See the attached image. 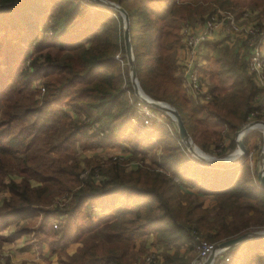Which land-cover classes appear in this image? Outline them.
I'll return each mask as SVG.
<instances>
[{"label":"trees","instance_id":"trees-1","mask_svg":"<svg viewBox=\"0 0 264 264\" xmlns=\"http://www.w3.org/2000/svg\"><path fill=\"white\" fill-rule=\"evenodd\" d=\"M110 1L128 15L140 88L176 108L202 151L221 157L236 146L230 137L224 147L223 130L234 134L251 116L264 121V85L247 70L246 42L264 37V23L251 25L254 35L244 33V52H234L228 65L222 67L215 59L217 68L201 69L203 80L212 82L203 105L181 97L176 60L183 24L200 22L218 10L235 13L234 19L244 12L264 14V0ZM104 9L93 12L76 0H0V58L10 66L8 74L0 73V230L15 225L8 235L14 239L28 232L20 221L38 218L33 226L36 240L51 253L82 243L77 256L61 264H138V257L127 261L126 252L138 245L136 252L143 256L147 234L153 235L151 246L174 248L155 263L190 264V252L200 240L216 244L250 230L252 224L262 229L264 189L245 160L231 165L192 161L174 124L172 133L159 126L140 133L132 125L135 95L120 21L113 10ZM40 26L53 33L36 43L32 59L21 66L23 57L16 58L13 48L21 47L19 54H24ZM37 79L44 88L41 96L39 86L32 87ZM233 90L238 91L227 100ZM197 112L203 116L195 119ZM255 136H245L248 154L262 142L259 137L252 145ZM77 137L81 150L129 143L140 161L130 167V161L110 157L83 169L67 144ZM38 140L45 144L37 160L31 150ZM90 204L100 210L95 223L86 213ZM117 218H126L123 227L117 228ZM53 221H59L57 229ZM87 235L95 239L82 242ZM181 246L190 255L181 254ZM230 250L231 259L223 264H264V238Z\"/></svg>","mask_w":264,"mask_h":264},{"label":"rangeland","instance_id":"rangeland-1","mask_svg":"<svg viewBox=\"0 0 264 264\" xmlns=\"http://www.w3.org/2000/svg\"><path fill=\"white\" fill-rule=\"evenodd\" d=\"M83 7H84V5H83ZM52 11H53L52 13H54V14L56 13L55 9H53ZM113 14H114L115 18L119 19V21H120L119 22V28H120L119 32L121 34V40L123 42V37H122V35H123V25H124L123 16L121 14H119L118 12H116V11H114ZM215 14L219 17V19L222 21V23H224L225 21H228L226 16L230 15V16L234 17V15H235V13H231L230 11H227V10H218ZM240 18H241L240 22H236V24L239 26V31H237V33H240V31H242V29L244 30L242 25L251 26L252 24H254L256 22L264 23V14H260V12L259 13L254 12V13H251L250 15L247 14V16H245V13H243L242 16H240ZM189 22H190L189 25H191L192 21H189ZM197 23H199V22H197ZM37 30L38 31L35 34L34 39L32 40L31 44L27 47V49L25 50L24 54H19V52L21 51V47L15 46L13 48V49H16V53H17L16 54V58H22L23 57V61L21 63V66H23L24 64L26 65L28 63V61H30V58L32 59V54H33V51H34V49L36 47V43H38L44 37L51 36L52 33H53L52 30H49V29H45L47 31L44 32V30H43V28L41 26ZM180 33H181V31H180ZM259 45L261 47V51L264 53V37L260 39ZM222 47L223 46H221V48L218 49V51L216 53H212L211 55L207 52L206 55L210 59H208L209 61L207 60L206 64H207V67H209L210 69H215V68L218 67L217 65L214 64V60L216 59V57L218 58V56H221L223 54L222 53ZM142 48H143V46H142ZM225 55L226 54H223V56H225ZM118 57H120V56H116V58H118ZM3 61H4V59L0 58V73L2 74V76L8 74V69L10 67V66H7L6 64H3L4 63ZM120 64H121V67H123V68L125 67V64H123L122 62ZM126 64H127V62H126ZM177 64L180 65L179 63H177ZM127 71L129 72L128 66H127ZM128 77H129V73H128ZM129 80H130V78H129ZM262 81H264V79ZM41 83H42V81L40 79L39 80L37 79V80L32 82V87H38V86L41 85ZM211 83L212 82L208 81V80H207V82L204 81V84L206 86V90L209 89L208 87L210 86ZM10 85L11 84L9 82L8 85H7V91L8 92H9L10 87H11ZM239 87L240 86H238V88ZM236 91H238V90H233V91H230L229 93H227L226 96H225L226 99L229 98L230 95L232 93L236 92ZM39 92H40V90H39ZM40 93H39V95L41 96ZM181 97H184L187 101H191V102L194 100L193 98H191L188 95H186L184 92L181 93ZM152 99H155V98H152ZM227 100H229V99H227ZM163 102H165V101H163ZM198 102L200 104H202V105L204 104L203 102H200V101H198ZM172 107L175 108L174 106H172ZM64 109L69 111V112H71L70 108H64ZM188 109H190V108H188ZM159 112H160L161 118L163 120V123L155 124V125H153L151 127L139 126L138 123H134V122H132V120H131V123L140 133H143V131L144 132L145 131H150V130H152L153 128H155L157 126H159L162 129H167L169 132L172 133V131L174 130L173 129V124H174L173 120L166 113L161 112V111H159ZM201 116H203V113L202 112H197V114L195 115L194 118L197 119V118H199ZM255 120L256 119H253V116H251V118L248 120L247 123L253 122ZM260 121H262V120H260ZM253 132L256 133V136L252 139V145L253 144L257 145L258 144L259 137L262 138V142L260 144H258L259 147L257 149H254L255 147H252V150L249 152L247 158L245 159V163H246L250 173L252 174V173L256 172L255 173L256 174L255 178H258V173H259V171L262 168L263 163H264V138H263L264 137L263 136L264 132H263V129L261 127H258V126H255L254 129L250 133H253ZM230 137L234 138V134L228 133L227 130H223V135H222L221 140H222V142L224 144V147H227V145L229 144ZM154 139L152 138V140H150V141H154ZM234 141H235V138H234ZM44 144L45 143L42 140L35 141L34 144H33L31 152L36 157L37 160L40 158V155L43 153ZM67 144H71L72 149H73L74 154H75L74 157L77 160V162L80 165V167H82L83 169H87L89 166H94V165H96L95 163H97V164L105 163L106 159H108L110 157L113 158V160H115L117 157H119L118 156L119 154H115V153L120 152V151H118V149H116L117 146L118 147H122L123 145H125L124 147L126 149L125 150L126 153H125V155L123 157H120L121 160L130 161V163H129L130 167L135 166L134 164H136L137 162L140 161L139 160L140 159L139 158L140 157L139 154L137 155V154L133 153L132 148H131L129 143L122 142L121 144H116V146H113V147L90 148V149L81 150L82 149V147H81L82 139L80 137L79 138L77 137V138H74V139L68 141ZM197 148L202 153L200 151H198V154H194L193 155L190 152L188 153L187 150L184 149V151L187 153L188 159H190L192 161L199 162V160L196 157L198 155L199 156H203L202 154H205V155L211 156V157H217V156H215V153H213V152H211V153L210 152H204L199 147H197ZM157 151H158V149L156 150V152ZM214 151H215V149H214ZM237 153H238V151H237L236 146H235L234 149L232 148V149L229 150V152H227V153L225 152V155H223V156H227L228 155V157L233 159L234 156L237 155ZM15 177L17 178V176H12V178H14V179H15ZM32 183H34V182H32ZM182 191L184 192V188H182ZM186 191L191 193V191H193V190L186 187ZM0 197H2V196L0 195ZM86 213H89V214L91 213L94 216L95 219L91 220L93 223H95L97 221L96 219L100 218V210H99V208L97 206H94L93 204H90L88 206V209L86 210ZM253 215H254V218H255L258 214L254 213ZM126 217H129V216H126ZM37 219L36 218L34 220L33 219H28V218L24 219V220L20 221L21 222L20 223V227L28 226V227H30L29 229H32L33 226L36 227L37 221H38ZM125 219L126 218H117V220H118L117 228L118 227L121 228V227L124 226ZM53 224H56V226H57L56 229L59 227V221H53ZM252 225H251V229L248 230V231L264 230V224H263V228L262 229H259V227L256 228L255 225H253V226ZM14 229H15V225L9 224L4 229L0 230V256L1 255H5V253H10V251L15 250L13 248L14 245L12 244V241H11L13 239H9V237H8V235L12 231H14ZM114 229H116V228H114ZM27 239H28V237L25 236V238H22L19 242L20 243H23V242L26 243L24 240H27ZM94 239L95 238L90 237V235H87L85 237V240L82 241V242H85V241L91 242V240H94ZM143 239L146 240L145 241V247L147 248V250H146L145 254L143 256H139L137 254V252H136V250L138 248V245H136L135 250L134 249H131V250L128 249L127 250L126 258H125L127 261L130 260L134 256V257H138V264H158L159 262H157V263H155V262L156 261H160V259H161L162 255L164 254V252L170 253V254H172L174 252V248L173 247L168 248V249H163V248L158 247V246H154V245L151 246L150 243L153 241V235H151V234H147L145 236V238H143ZM179 249H180L179 252L181 254H188L187 252H185V247L184 246H181ZM190 253L192 255V259H191L190 264H195V263L196 264H202L203 263V261L201 262L198 259V250H197V248H196V251L190 252ZM231 253H232V250L228 249L224 253L214 255L212 264H223V262H224L223 261V257L227 255L231 259ZM151 255H153L154 262L147 263L146 262V258L150 257ZM188 255H190V254H188ZM3 257H5V256H3ZM29 263H32V262H23L20 259L12 260L11 257H9V264H29Z\"/></svg>","mask_w":264,"mask_h":264},{"label":"built area","instance_id":"built-area-1","mask_svg":"<svg viewBox=\"0 0 264 264\" xmlns=\"http://www.w3.org/2000/svg\"><path fill=\"white\" fill-rule=\"evenodd\" d=\"M80 4L88 8H101L102 6H97L91 4L87 0H77ZM247 16L248 12H244ZM226 18L229 21V25L232 30L239 31L238 26L236 25L232 16L228 15ZM222 21L216 14L209 15L205 17L202 21L195 24L197 27L185 23L181 26V48L184 54V58L181 63V77H182V87L183 92L194 100L206 103L209 96L204 84V80L200 75L201 69L204 65L202 56L199 54V49L208 41V38L214 33ZM244 33L249 35H254L255 30L252 26L244 27ZM260 38L257 41H254V36L252 39H247L250 50L247 60V70L249 73L254 75L255 80L259 85L263 86L264 81V53L261 51L259 45ZM40 94L44 93V88L39 86ZM143 97L144 94L140 93ZM135 95V93H134ZM129 96V93H128ZM134 107L136 109V116L132 119V122L138 123L139 126L151 127L155 124L163 123L161 115L158 110L150 107L145 104L142 98L139 95H135ZM181 143V141H179ZM183 145V144H182ZM183 152L187 155L184 149H188L183 145ZM115 159V158H114ZM175 181H177L175 179ZM53 227L56 228V224H53ZM217 244V243H216ZM215 243H209L204 240L199 241L197 246L198 250V259L199 261H204L211 253L215 252L214 255L224 253L226 250L215 251ZM153 255L146 258V262H153ZM223 261L228 263L230 261L229 256H224ZM223 262V263H224ZM213 263V261H212ZM211 263V264H212ZM196 264V263H195Z\"/></svg>","mask_w":264,"mask_h":264},{"label":"water","instance_id":"water-1","mask_svg":"<svg viewBox=\"0 0 264 264\" xmlns=\"http://www.w3.org/2000/svg\"><path fill=\"white\" fill-rule=\"evenodd\" d=\"M87 1L90 2L91 4L102 6V7L111 9L113 11H116L123 16V20H124L123 35H122L123 45H124V50H125V58H126V62H127L128 70H129L128 72L129 78H130V82L132 84V88L134 90L135 95H139L144 101V103L149 105L150 107L158 111L164 112L167 115L170 114L171 116L170 115L169 116L174 122L177 136L179 140L181 141V143L188 149V151L191 154L193 155L198 154V151L200 150L193 143L191 137L189 136L179 112L166 102L152 99L151 97L146 95L140 88L137 82V79H136L134 56H133V51H132L130 37H129V18H128L126 11L122 7H120L117 3L110 1V0H87ZM140 93L144 94V97ZM255 126L261 127L264 132V121H260V120H255L253 122L245 123L240 129L235 131L234 138H235V143H236V149L238 151V155L235 158L229 159L228 155L222 156V157H211L205 154H202L203 156L198 155L197 157L196 156L195 157L201 163L206 164V165H231L234 163L237 164L239 162L244 161L248 156V151L245 147L244 139H245V136L249 132H251ZM263 136H264V133H263ZM257 179L259 181V187L264 189V163L258 173ZM261 238H264V230L245 231L239 235H236L234 237L228 238L224 241L217 243L215 246V251L217 252V251H222V250H228L231 247L239 245L245 241L261 239ZM214 254L215 252L211 253L203 261L202 264H211L213 261Z\"/></svg>","mask_w":264,"mask_h":264},{"label":"crops","instance_id":"crops-1","mask_svg":"<svg viewBox=\"0 0 264 264\" xmlns=\"http://www.w3.org/2000/svg\"><path fill=\"white\" fill-rule=\"evenodd\" d=\"M88 8V7H87ZM90 10H93V12L97 11H106L104 7H99L97 9L95 8H88ZM234 19V18H233ZM241 18H235L234 21L240 22ZM197 24V23H196ZM192 26L195 25V23H191ZM237 25V24H236ZM238 26V25H237ZM197 27V25H195ZM242 27H246L242 25ZM239 28V26H238ZM242 40H244V31H240V33H237V31H234L231 29L229 25V21H225L224 23H221L219 28L212 33L210 38H208V41L199 49V54L202 56L204 65L202 68L207 67V60L210 59L206 54L207 52L211 55L212 53H216L218 49L222 47V53L226 54L223 56H218L216 59H219V64L222 67H225L224 65H227L234 60L233 55L234 52H238L239 54H242L244 52V48L242 47ZM184 58V54L181 48L177 49L176 51V60L177 63L181 65L182 60ZM209 61V60H208ZM204 80H208V78H204ZM209 81V80H208ZM237 83V81H236ZM123 145L122 147H118V153L119 157H123L126 153V149ZM114 149V148H113ZM160 150H158L156 153H159ZM194 191V190H193ZM109 213H113L109 211ZM28 232L21 235L20 237L14 238L12 241V244L14 245L13 251H10V253H5V255L0 256V264H9V257H11L12 260L20 259L23 262H32L29 264H61L62 261H68L72 257L76 256L78 253V250L82 247V243L80 242H74L71 243L67 248H65L61 252L51 253L49 251L48 245L45 243H38L35 237L36 231L34 228L29 229ZM25 236L28 237L27 240H24L26 243H20L19 241L22 238H25ZM11 243V242H10ZM76 254V255H75ZM5 256V257H3Z\"/></svg>","mask_w":264,"mask_h":264},{"label":"bare ground","instance_id":"bare-ground-1","mask_svg":"<svg viewBox=\"0 0 264 264\" xmlns=\"http://www.w3.org/2000/svg\"><path fill=\"white\" fill-rule=\"evenodd\" d=\"M169 115H170V114H169ZM170 116H171V115H170ZM237 155H238V154H237ZM237 155H236V156H237ZM236 156H234V158H235ZM228 158L231 159L230 157H228Z\"/></svg>","mask_w":264,"mask_h":264},{"label":"clouds","instance_id":"clouds-1","mask_svg":"<svg viewBox=\"0 0 264 264\" xmlns=\"http://www.w3.org/2000/svg\"><path fill=\"white\" fill-rule=\"evenodd\" d=\"M238 154V153H237Z\"/></svg>","mask_w":264,"mask_h":264}]
</instances>
